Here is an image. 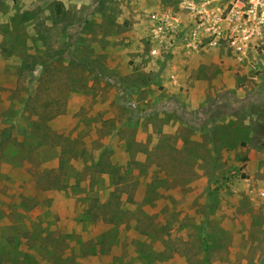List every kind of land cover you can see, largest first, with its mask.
Here are the masks:
<instances>
[{
  "label": "rangeland",
  "instance_id": "374dc122",
  "mask_svg": "<svg viewBox=\"0 0 264 264\" xmlns=\"http://www.w3.org/2000/svg\"><path fill=\"white\" fill-rule=\"evenodd\" d=\"M108 1L71 9L0 0V264H76L80 239L105 233L119 243L111 255L125 247L131 261L154 237L143 264H264V81H250L227 48L208 46L200 51L220 55L223 79L211 56L196 53L174 55L164 78L122 77L132 53L93 57L83 36ZM164 1L183 23L180 4L192 0ZM252 58L264 70V46ZM103 63L120 73L106 75ZM145 90L159 97L139 107ZM117 199L129 215L115 242L104 216Z\"/></svg>",
  "mask_w": 264,
  "mask_h": 264
},
{
  "label": "crops",
  "instance_id": "0c3cea01",
  "mask_svg": "<svg viewBox=\"0 0 264 264\" xmlns=\"http://www.w3.org/2000/svg\"><path fill=\"white\" fill-rule=\"evenodd\" d=\"M54 1L62 3L64 7L67 8L69 7V5H67L68 2L71 3V9L78 7L76 0ZM186 13L188 14V12ZM187 16L184 22H181V25L177 24L176 26V23H178V20H176L178 15L175 14L172 7L165 4L164 0H110L106 3L104 11L86 26L84 30L85 33L83 34L84 41L88 45L93 57L101 53L110 58L114 49L124 53H132L131 55L134 56L135 61L132 64L127 63L125 69L128 74L122 75L124 78H137L139 76L140 78H144L143 73H148L150 78L160 79L167 77L170 70L168 64L174 62V60H172L174 55H181V59L183 58L185 61H188L189 57L187 55L196 53V58H198V60H203V62L205 61L204 56L209 55L214 59L212 64L221 67L219 62L221 59L220 55H217L215 51L207 54H205V52V55H203V50L196 48L192 36L195 28L194 19L189 17V14ZM158 26L163 28L162 30L166 32L162 34L161 31L157 29ZM181 29L182 31L178 36L174 35L172 37V45L169 46V36L173 35L170 31H178ZM105 47L110 48V51L105 52ZM143 47L145 54H143L144 52L140 53L139 50ZM174 49H176V51L173 54L172 51H174ZM141 57L143 60H141ZM107 61H109V59ZM155 62H160L164 64V66L160 67V69L150 68V65ZM102 68L106 75L114 76V74L120 73L118 70L111 68L110 63H103ZM185 69L186 68L183 70ZM204 69L205 67H203V70ZM221 72V78L223 79L225 74L223 73L222 67ZM183 73L184 71L182 75ZM171 77L174 78L173 75ZM204 87L203 94L206 96L205 91L207 87ZM133 94H135V92H133ZM157 97H159V94L154 90H145L139 95H136V101L140 107L145 102L155 101ZM189 106L190 109H196L199 105L197 103H191ZM155 245L154 237L150 242L146 243L143 241L139 247V250L143 254L138 252L137 259L134 260L132 264H143L141 261L142 256L153 253ZM125 253L128 254L127 250ZM126 257L128 258V256ZM155 263L161 262L155 261L146 264Z\"/></svg>",
  "mask_w": 264,
  "mask_h": 264
},
{
  "label": "built area",
  "instance_id": "2783aa9c",
  "mask_svg": "<svg viewBox=\"0 0 264 264\" xmlns=\"http://www.w3.org/2000/svg\"><path fill=\"white\" fill-rule=\"evenodd\" d=\"M211 1L192 0L180 4V10L194 19L192 36L197 49L227 48L249 69L246 75L250 81L259 78L264 81V70L252 58L253 53L264 46V0H230L225 5H214ZM157 29L162 34L166 32L160 26Z\"/></svg>",
  "mask_w": 264,
  "mask_h": 264
},
{
  "label": "trees",
  "instance_id": "16d2710c",
  "mask_svg": "<svg viewBox=\"0 0 264 264\" xmlns=\"http://www.w3.org/2000/svg\"><path fill=\"white\" fill-rule=\"evenodd\" d=\"M3 133H4L3 130H0V149L2 147L3 151H4V149L6 148V146L4 145L6 143L5 142L6 141V137H4V138L2 137ZM21 134L22 135H19V136H21V137H24V135L26 136V132H22ZM33 138L37 142L41 141V140H39L38 135H34ZM67 142H69V143L71 142L72 144L74 143L72 137L71 138L68 137L67 138ZM14 143H16V142H14ZM19 144L21 145L23 143L21 142ZM54 144H57V143H54ZM58 146H59V148L63 149L62 144H60L59 142H58ZM3 153L4 152L0 151V155H2ZM66 156L67 155H62L61 159L66 158ZM68 156L71 159H74L72 154H69ZM75 160H77V159H75ZM99 160H100V163L101 162L107 163L110 159L109 158H105L104 159V157L100 156ZM100 163H99V166L102 165ZM101 173H103V172H101ZM45 174L48 175L47 173H45ZM61 181H62V185H64L66 187V185L68 183L64 182L63 176H61ZM115 185H118V183H116ZM115 187H116L117 190H120V187H122V186H115ZM54 188H56V187H54ZM49 190H53V189H49ZM43 191H45V190H43ZM116 193H118V191H116ZM117 201L118 202H116V205H115L116 207H114V211L112 213V216H104V219L107 220V223L112 225L111 228H110V231H112L113 234L115 232V234H114V236L116 237L115 242L117 240L118 241L121 240V235H120V234H122L121 228H123L124 226H126L128 224V221L125 222V217L127 215H129L128 211L127 212L125 211L123 203L119 199H117ZM122 214L125 217L122 216ZM103 215H105V214H103ZM80 240H81V242H79L78 244L76 242V244L79 247V251H80L81 254H79L80 256L78 258L76 256L73 257L74 261H76L75 262L76 264H78L79 260L85 259V258H89V259L90 258H95L97 261L101 262V261H103L104 257H107V256H112V258L110 260V263H108V264H132L133 263V261L129 260L126 257V253H125L126 249H125V247L122 248V250H121L122 252L120 254L111 255V250L114 249V248L117 249V247H119V243H117L116 246L111 244L110 243V239L107 237L106 233L105 234H95L93 237H90L89 239L88 238L87 239L82 238ZM205 241L206 240H204L203 245L205 244ZM59 244L60 243H56V244L53 245V246H55L54 248H55L56 251H57L58 248L60 249V245ZM65 248H66V250L67 249L70 250L69 255H73L74 254V251L71 248V246L70 247L68 246V248L67 247H65Z\"/></svg>",
  "mask_w": 264,
  "mask_h": 264
}]
</instances>
